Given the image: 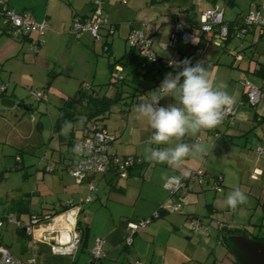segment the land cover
I'll use <instances>...</instances> for the list:
<instances>
[{
    "label": "crops",
    "instance_id": "1",
    "mask_svg": "<svg viewBox=\"0 0 264 264\" xmlns=\"http://www.w3.org/2000/svg\"><path fill=\"white\" fill-rule=\"evenodd\" d=\"M2 1L8 9L28 11L35 20H46L48 28L34 51L31 46L36 35L11 36L0 13V84L6 85L0 91V217L10 214L27 223L33 214L43 219L73 211L72 220L80 235L72 254L56 255L39 239L45 229L42 226L39 233L34 232L35 258L36 252L49 254L57 264H69L80 257L82 249L87 248L90 255L94 238L102 237L106 264H121V260L126 264H237L225 244V231L239 229L246 237H262L264 231V152L256 150L258 146L264 148V29L248 30L241 38L231 30L223 45L217 46L204 43L198 24L202 10L217 6L223 9L227 23L239 26L250 9L264 12V0H99L113 32L103 28L98 39L87 31H71L74 17L89 16L95 0ZM174 21L184 23L195 38L170 47ZM132 28L142 29L151 39L159 59L151 64L144 61L135 81L130 80L128 65L115 64L111 71L108 66L114 59H128L125 38ZM118 41L124 45L122 52L116 50ZM184 60L208 66L217 81L227 83V91L236 103L233 125L224 121L216 129L184 138L187 143L200 140L209 149L207 155L189 159L185 167L189 171L202 168L220 177L221 190L196 184L179 198L163 187L161 176L180 172L145 159L143 149L151 129L135 119L132 109L141 96L159 87L166 73L177 71L163 61ZM113 73L121 77L113 82L122 85L123 94L102 117L113 136L109 150L118 156H138L143 166L133 169L126 178L109 172L92 176L94 190L89 191L85 183H77L69 173L76 159L73 139L88 124L82 122V107L75 106L76 118L69 128L56 131L54 123L60 109L76 97L82 82L102 86L101 92L112 96L115 86L105 83L112 81ZM98 74H107L105 83L96 80ZM244 77L260 85V99L253 106L243 100ZM38 89L46 90V101L31 100L30 91ZM3 99L12 105L2 104ZM173 102V98L164 97L160 106ZM235 187L246 193L248 202L232 211L224 201ZM88 195L90 200L83 201ZM178 201L182 203L180 211L167 209V205ZM156 211L158 216L134 233L132 243L126 245V223L151 217ZM193 218L202 226L198 230L190 228ZM78 220L86 231L85 239ZM54 223L50 221L47 234L64 236L63 229L54 227ZM19 230L16 228L17 234ZM24 235L28 259L32 238ZM0 244L9 248L1 237Z\"/></svg>",
    "mask_w": 264,
    "mask_h": 264
},
{
    "label": "built area",
    "instance_id": "2",
    "mask_svg": "<svg viewBox=\"0 0 264 264\" xmlns=\"http://www.w3.org/2000/svg\"><path fill=\"white\" fill-rule=\"evenodd\" d=\"M126 0H122L125 2ZM0 13L6 23L7 33L13 37L22 38L30 34L36 35V39L32 44V50L36 51L42 44L46 29L48 28L46 20L37 21L34 16L28 11L15 12L8 9L2 0ZM199 30L201 31V38L205 44H214L221 46L224 40L229 35V23L223 18V9L217 6L204 9L200 12L199 16ZM106 29L107 33L113 32V27L109 23L107 17L104 15L101 1L95 0L93 2V9L89 16L86 17H74L71 24V31L74 34L87 31L95 39L100 38L101 30ZM257 28L259 31L264 29V12L259 9H250L244 15L243 21L239 26L233 27L234 35L237 38L243 37V35L251 29ZM195 36L187 31L184 27V23L174 21L172 31L169 36L170 47H175L180 40L191 42ZM125 45L128 48L133 49L140 57L144 59L146 63H155L159 59L152 47L151 39L144 33L142 29L132 28L125 38ZM154 56V59L150 57ZM166 66L170 65V61H163ZM120 71V68H119ZM112 82L120 79L118 73L112 74ZM90 84L82 82L80 84L81 90L90 89ZM242 95L244 103L251 106L258 103L260 99V85L244 77L241 80ZM5 84H0V91H4ZM30 97L34 102L47 100V92L44 89L31 90ZM235 121V106L229 113L225 122L228 126L234 124ZM113 136L104 126L101 121H91L85 127L84 132L75 137L72 142V149L76 156L74 163L69 167V173L77 183H85L89 191L94 190V184L90 177L95 175H102L105 173H113L119 178H126L136 166L142 164V160L138 156H118L110 152V142ZM256 150L261 153L264 152V148L261 146L256 147ZM52 170V168H48ZM172 176V175H170ZM200 187H206L207 185L215 191L221 190L220 177L212 175L202 168L193 169L190 171V175L186 178H182L179 184H172L163 187L167 189L172 195H176L181 198L186 193L193 190L194 185ZM90 196H86L83 201H89ZM162 208V207H161ZM182 208L180 201L167 205V209L172 212H178ZM158 216V212H154L151 217L139 218L136 220H130L126 223L127 236L124 239V243L129 245L132 243L133 235L139 229L145 227L152 218ZM55 216H44L41 219L39 216L33 214L29 217L27 223H23L16 216L7 214L0 217V227L4 224H13L17 229L23 230L27 235H30L32 240L31 256L22 260L18 256L14 255L7 246L0 244V264H37L35 259L34 245L37 239L34 236V232L40 229L42 226L47 229L50 221ZM67 222L70 224V229L67 231V239L63 241L64 236H56V245H51L50 250L56 254H72L79 243L80 235L76 230V224L73 220ZM202 226L197 219H191L190 228L192 230H198ZM42 231L39 239L43 240L48 231ZM203 229H208V226H203ZM105 240L102 237H95L93 245L90 248V255L93 260L102 259L106 256V250L104 249ZM136 264H143L136 262Z\"/></svg>",
    "mask_w": 264,
    "mask_h": 264
},
{
    "label": "clouds",
    "instance_id": "3",
    "mask_svg": "<svg viewBox=\"0 0 264 264\" xmlns=\"http://www.w3.org/2000/svg\"><path fill=\"white\" fill-rule=\"evenodd\" d=\"M170 67L177 71L166 73L159 87L141 96L132 109L135 119L151 129L143 149L145 159L180 172L172 176L163 173L165 186L179 184L190 175L185 167L189 159L208 154L204 142L187 143L184 138L197 137L204 130L221 126L236 103L227 91V83L217 81L203 62H170ZM164 97H171L174 102L160 106ZM69 127L70 122L65 121L64 128ZM247 202L248 196L240 187H235L224 201L232 211Z\"/></svg>",
    "mask_w": 264,
    "mask_h": 264
},
{
    "label": "trees",
    "instance_id": "4",
    "mask_svg": "<svg viewBox=\"0 0 264 264\" xmlns=\"http://www.w3.org/2000/svg\"><path fill=\"white\" fill-rule=\"evenodd\" d=\"M233 30L232 23H229V31ZM109 56V55H108ZM123 64L128 65L130 67L129 74L131 75L130 80H138L140 68L144 63V59L140 57L137 53L134 52L133 49L128 48V59L126 61L122 60V58L114 59L111 63H109L110 71L113 69L115 64ZM114 85L116 83L112 81H108L105 83V86ZM102 86L95 87L93 85L90 86L88 90H81L80 87L76 92V97L71 100V103L66 107H62L60 109L59 115L55 120L54 129L56 131H60L64 125L65 121L72 122L75 120L76 110L75 106L79 105L82 107V111L80 112V116L83 124L91 121H102L103 115L109 111L111 106L117 103L123 94L122 85L119 84L115 86V90L112 96L106 95L105 92H101ZM72 107V108H71ZM74 109V110H73ZM143 163L136 167H142ZM262 207H264V202H262ZM77 225H79L81 229V236L86 237V231L84 227L81 226V222L78 220ZM19 233L24 235L23 230H19ZM242 234L239 229H228L224 233V237L227 234ZM243 235V234H242ZM257 240L264 242V237H252Z\"/></svg>",
    "mask_w": 264,
    "mask_h": 264
},
{
    "label": "rangeland",
    "instance_id": "5",
    "mask_svg": "<svg viewBox=\"0 0 264 264\" xmlns=\"http://www.w3.org/2000/svg\"><path fill=\"white\" fill-rule=\"evenodd\" d=\"M123 48H124L123 43L118 41V43L116 45L117 52H122ZM102 66L103 65H101V67ZM96 80L98 82H101V84L105 83V81L107 80V74H105V75L103 74V76H102V74L101 75L98 74ZM31 100H32V98H31ZM32 103H34V102H32ZM117 106L118 107L123 106V104H118ZM135 177H137V176H135ZM132 178H134V177H132ZM136 179L141 180L140 177L139 178L137 177ZM99 188H100V190L102 189L101 187H99ZM245 234L249 235L248 233H245ZM260 236L264 237V231H262L260 233ZM0 237H1L2 241L9 246L8 249L14 255L18 256L22 260L27 259L28 255L25 254L27 252V249H28L27 244H26L27 243V236L22 235V234H17L16 228H14L13 225L4 224L2 227H0ZM67 238H68L67 235H65L62 240L66 241ZM44 241L49 246H51V245L57 246L56 238L52 235H47L45 237ZM54 254H56V253H54ZM79 254H80V257L74 259L73 261L72 260L69 261V264H90L91 261H93L97 264H100L101 262H102V264H106L103 261L105 257L102 259H98V260H91L90 255L87 251V248L80 250L78 255ZM56 255H64V254H56ZM36 258H37V261H36L37 264H57L55 259L51 258V256L49 254H42V253L37 254V252H36ZM121 264H126V262L124 260H121Z\"/></svg>",
    "mask_w": 264,
    "mask_h": 264
},
{
    "label": "water",
    "instance_id": "6",
    "mask_svg": "<svg viewBox=\"0 0 264 264\" xmlns=\"http://www.w3.org/2000/svg\"><path fill=\"white\" fill-rule=\"evenodd\" d=\"M1 100L4 105L11 102ZM225 244L237 264H264V242L242 234H227Z\"/></svg>",
    "mask_w": 264,
    "mask_h": 264
},
{
    "label": "bare ground",
    "instance_id": "7",
    "mask_svg": "<svg viewBox=\"0 0 264 264\" xmlns=\"http://www.w3.org/2000/svg\"><path fill=\"white\" fill-rule=\"evenodd\" d=\"M66 218H68L69 220H72L73 211H69L68 213L58 215L53 219V221L56 222L54 223L55 225L54 227H61L63 229L62 231H63L64 236L67 235V230L70 229L69 223L65 220ZM40 231H41L40 229L36 230L37 233H39Z\"/></svg>",
    "mask_w": 264,
    "mask_h": 264
}]
</instances>
